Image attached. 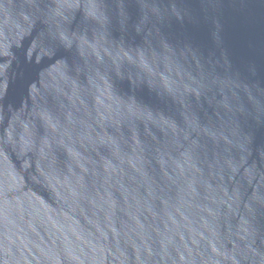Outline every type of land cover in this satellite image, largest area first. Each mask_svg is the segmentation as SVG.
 <instances>
[{
    "label": "water",
    "instance_id": "water-1",
    "mask_svg": "<svg viewBox=\"0 0 264 264\" xmlns=\"http://www.w3.org/2000/svg\"><path fill=\"white\" fill-rule=\"evenodd\" d=\"M0 264H264V0H0Z\"/></svg>",
    "mask_w": 264,
    "mask_h": 264
}]
</instances>
